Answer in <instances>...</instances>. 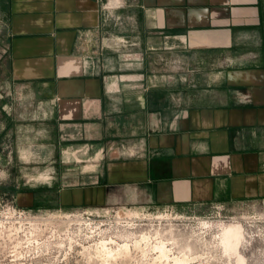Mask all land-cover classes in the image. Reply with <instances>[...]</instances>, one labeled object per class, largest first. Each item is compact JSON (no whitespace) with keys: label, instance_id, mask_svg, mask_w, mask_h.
<instances>
[{"label":"crops","instance_id":"obj_1","mask_svg":"<svg viewBox=\"0 0 264 264\" xmlns=\"http://www.w3.org/2000/svg\"><path fill=\"white\" fill-rule=\"evenodd\" d=\"M103 1L0 0L1 127L46 144L50 201L264 203V0Z\"/></svg>","mask_w":264,"mask_h":264},{"label":"rangeland","instance_id":"obj_2","mask_svg":"<svg viewBox=\"0 0 264 264\" xmlns=\"http://www.w3.org/2000/svg\"><path fill=\"white\" fill-rule=\"evenodd\" d=\"M103 2L115 7L123 0ZM2 115L0 264H173L180 257L188 258L179 259L182 264H237L220 244L221 230L229 224L242 229V264H264V203L204 216L59 208L50 201L49 177H55V168L46 158V144L42 148L39 139H16L14 125L1 127ZM159 244L166 246L165 255Z\"/></svg>","mask_w":264,"mask_h":264},{"label":"bare ground","instance_id":"obj_3","mask_svg":"<svg viewBox=\"0 0 264 264\" xmlns=\"http://www.w3.org/2000/svg\"><path fill=\"white\" fill-rule=\"evenodd\" d=\"M202 224V223H201ZM204 224V222H203ZM208 224H206L207 226ZM143 236V235H142ZM147 238V237H146ZM142 239V238H140ZM148 239V238H147ZM242 240H243V235H242V229H241V226L238 225V224H229V225H226L222 228L221 230V233H220V244L222 246V248L224 249V252L228 253V254H232L234 255V257L236 258V262L237 264H242L243 263V257L242 255H240V251H238V248L240 249L239 245L242 243ZM145 241V240H144ZM148 241V240H146ZM145 241V243H146ZM219 241V240H218ZM136 243V242H134ZM157 243V242H156ZM162 243V242H160ZM242 245V244H241ZM138 246V245H137ZM122 248H128L126 247L125 245H121ZM159 250V253L161 255H165V252L167 251L165 249V245L164 244H159L156 246ZM121 248V249H122ZM155 248V247H153ZM112 251V249H111ZM19 253V252H18ZM224 253V254H226ZM117 254V253H116ZM119 254V253H118ZM227 254V255H228ZM185 256V255H184ZM113 257V256H112ZM167 257V256H166ZM183 257V255H182ZM229 257V256H228ZM106 258V257H105ZM165 258V257H164ZM178 258V257H177ZM184 258V257H183ZM166 259V258H165ZM175 260V263L173 264H182L183 262H181L182 259L181 257L179 258L181 261H179V259L176 260V258H174ZM187 261H188V258H186ZM185 259V260H186ZM184 260V262H185ZM185 264V263H184Z\"/></svg>","mask_w":264,"mask_h":264}]
</instances>
